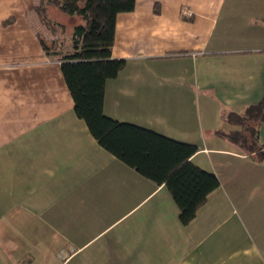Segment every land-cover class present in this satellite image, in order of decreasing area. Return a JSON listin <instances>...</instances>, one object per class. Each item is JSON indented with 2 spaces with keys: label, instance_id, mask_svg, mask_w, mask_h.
<instances>
[{
  "label": "crops",
  "instance_id": "obj_1",
  "mask_svg": "<svg viewBox=\"0 0 264 264\" xmlns=\"http://www.w3.org/2000/svg\"><path fill=\"white\" fill-rule=\"evenodd\" d=\"M34 5L0 0V264H264V163L217 134L264 97V0H137L117 16L126 66L105 114L196 145L220 180L188 225L77 116Z\"/></svg>",
  "mask_w": 264,
  "mask_h": 264
},
{
  "label": "trees",
  "instance_id": "obj_2",
  "mask_svg": "<svg viewBox=\"0 0 264 264\" xmlns=\"http://www.w3.org/2000/svg\"><path fill=\"white\" fill-rule=\"evenodd\" d=\"M137 0H35L36 22L51 34L37 30L47 55L61 62V70L73 98L77 116L83 119L98 144L120 161L157 185H165L180 210V220L190 224L211 193L220 186L217 175L199 167L192 158L198 147L143 126L122 122L105 114L107 82L116 79L126 60L112 57L117 16L135 10ZM80 19L72 32V44L62 49L59 37L67 28L49 16V9ZM155 10L159 11L156 4ZM35 21V20H34ZM225 121L237 128L217 134L242 152L264 163V97L243 113L230 112Z\"/></svg>",
  "mask_w": 264,
  "mask_h": 264
},
{
  "label": "rangeland",
  "instance_id": "obj_3",
  "mask_svg": "<svg viewBox=\"0 0 264 264\" xmlns=\"http://www.w3.org/2000/svg\"><path fill=\"white\" fill-rule=\"evenodd\" d=\"M50 15L52 18H54L55 20H60L61 22L65 23L67 25V33L68 35L73 31V26L80 22L79 18H75L74 20H70L71 16H68L67 14H64L63 12H61L60 10H58L57 8H51L50 9ZM37 26L39 27L40 25L37 23ZM39 29H41V32L44 34V36L46 38H50L51 34H48L47 32H45V28L43 27H39ZM59 42H60V47L62 49H69L71 44H72V39H65V36H63L61 34V36L59 37ZM120 107H116V110H118V112H120ZM196 109V107H195ZM119 116V118H122L121 115H117ZM124 120V119H121ZM123 122V121H122Z\"/></svg>",
  "mask_w": 264,
  "mask_h": 264
}]
</instances>
